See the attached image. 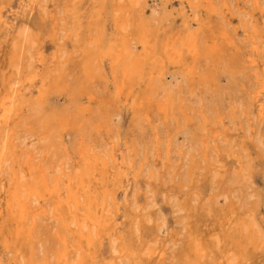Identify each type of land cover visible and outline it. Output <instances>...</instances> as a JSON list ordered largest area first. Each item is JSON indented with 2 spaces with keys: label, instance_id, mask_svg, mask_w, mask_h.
I'll return each instance as SVG.
<instances>
[{
  "label": "bare ground",
  "instance_id": "bare-ground-1",
  "mask_svg": "<svg viewBox=\"0 0 264 264\" xmlns=\"http://www.w3.org/2000/svg\"><path fill=\"white\" fill-rule=\"evenodd\" d=\"M25 1L20 0V3ZM29 1L31 4L25 19H30L33 15L39 17L34 32L30 35V31L26 30L25 34L18 36L22 26L19 18L13 24H6L8 34L5 38L9 39H3V42L7 41L9 50L8 67L4 72V79L7 80L0 81V264H17L18 253L22 252V247H18L20 240H25L26 250L32 247L37 219L49 211L48 201L52 203L55 218L60 225L56 234L60 243L56 264H246L248 254L255 256L257 252L254 250L259 245L256 237L258 222L252 217L255 210L249 214L251 217L248 221H243L242 216L237 217L238 210L231 203L227 192L228 185L244 178L241 161L233 159V155H224L222 158L230 162L222 164L219 160L220 165H217V161H210L209 148L205 144L200 158L205 162L202 186L187 192L180 189H183L182 184L176 187L172 185L168 189L183 195L182 209L188 212L184 218H189L190 221L187 237L183 240L174 233V223L162 234L164 223L143 222L140 233H137L133 211L129 212L127 225L126 221L119 219L126 217L124 213L114 212V215L110 211V197L114 200V210L121 208L115 195L116 189L109 188L107 182L111 161L101 156L98 147L83 137L87 130L95 129L92 128L93 124L98 130L103 128V124L94 109L95 104H92L96 101L94 93H85L82 88L87 82H94L100 68L108 66L112 76L119 71L123 77L121 87H125L126 96L130 97L129 107L141 112L144 105L148 107L151 99L145 94L132 95L135 88L133 85L147 90L148 84L152 86L154 81H160V87H163L166 85V76L172 73L169 70L174 69L188 79H203L200 75V62L219 56L223 49H232V53L238 54L239 48L234 42L236 36L249 44L250 53H245L238 64H234V68L248 67L254 70L255 82L259 86L250 93L251 104L257 115L264 119V0H235V4L231 0H186L190 11L197 6L202 8L206 20L197 19L194 22L193 15L183 12L181 28L175 27V31L166 33L161 50L153 52H148L147 49L151 46V40L154 39L153 46L157 40L155 30L149 32L147 28L149 20L145 15L146 11L142 8L140 23L135 29H132L134 20L131 18V25L126 20V14L134 11L138 0H125L122 4L112 0L111 6L119 11V16L113 18L112 31L107 37L104 36L105 24L101 25V37L93 34L94 30L101 27L93 19V15L86 18L81 13L79 6L84 0H65L64 12L60 16L54 11L58 8V3L49 2L46 18L41 14L44 9L40 6L41 0ZM168 1L170 0H166ZM5 7L4 4L0 5V16ZM70 13L75 19L73 25H69ZM214 16H220L223 24L231 27V33L223 26L210 25L209 19ZM203 31L208 33L202 36ZM63 33L65 35L61 41ZM95 34L98 35L96 32ZM3 46L5 45H0ZM138 46L141 51L136 50ZM64 54L67 55L65 59ZM164 57L174 59L163 70L157 71L152 67L143 79L141 70L144 65L158 66ZM72 63L77 66L75 74L69 70ZM217 80L218 77L213 76V81ZM60 96L65 101L61 106L51 104L52 98L58 99ZM81 98H85V101L81 102ZM157 107L164 113V118L169 116V111L174 114L172 99L166 98L162 103H157ZM230 113L234 114V111L231 110ZM223 120L224 116L216 110L214 123ZM227 131V127L222 132L213 128L212 137L216 139L220 135L226 136L224 133ZM67 132L79 136L78 154L74 157L66 146ZM22 133L25 137H36V140L23 146L18 143ZM121 146L122 151L110 143V159L120 167L123 160L131 168V154L125 157L123 153L124 150L127 153L130 151L129 146L126 141ZM58 149L62 150L66 158L76 162L73 171L67 169L66 161L58 163ZM7 159L12 162L13 167L10 182L4 186L3 167ZM190 162L189 176L195 184L194 174L199 168L198 160L191 158ZM117 169L113 179L118 183V192L122 194L126 184L136 181L139 173L128 176V170H123L122 167ZM230 170L237 172L238 179L228 176L223 178ZM52 171L57 174L50 177ZM23 174L26 176L25 180ZM215 174L220 177L216 178ZM98 186L101 187L100 196H97ZM231 188L234 190V187ZM205 189L208 193L212 189L217 191L211 196L212 202L207 204L210 210H213L211 205L216 203L217 197L223 196L228 201L216 219L220 231L210 235L199 230L190 207L193 196H198L201 201L206 200ZM157 190L161 197L162 190L159 186ZM169 209L170 206L165 207L166 212ZM201 209L202 206L199 205L193 212L197 213ZM232 214L234 219L230 217ZM172 217V212L169 211L167 219ZM258 219L264 226L263 218L259 216ZM232 223L236 227V239L230 237L232 232L226 228ZM12 225H15V229L6 236L4 232L10 230L8 227ZM242 231L248 232L247 241L251 245L249 252L239 242ZM166 235L168 236L165 237ZM70 237L76 240V249L81 252V256L70 257ZM9 253L14 257L4 261ZM28 264H40L35 263L32 252L28 254Z\"/></svg>",
  "mask_w": 264,
  "mask_h": 264
},
{
  "label": "rangeland",
  "instance_id": "rangeland-1",
  "mask_svg": "<svg viewBox=\"0 0 264 264\" xmlns=\"http://www.w3.org/2000/svg\"><path fill=\"white\" fill-rule=\"evenodd\" d=\"M64 1L41 0L40 6L44 7L43 13L41 12L42 16L46 18L49 11V2L50 4L57 2L58 8L54 11L59 16L62 15L64 12ZM115 1L117 4L125 2V0ZM231 1L232 4H235V0ZM112 2V0H84L83 4L79 6L81 13L86 18L93 15V19L100 25L101 29L93 31L95 36L101 37L102 24H105L104 36L107 37L111 33L113 18L119 16V11H115L111 6ZM1 4L6 6L5 9L1 10L2 14L0 16V41H2L0 45H5L0 47V81H3L4 77H6L4 72L8 67L7 55L9 50L8 43L6 44L7 41L4 40L3 42V39H9L5 38L8 34L6 24H13L14 21H18L20 18L19 21L21 20L22 26L18 36L21 37L22 34H25L26 30L30 31L31 35L38 25L39 17L33 15L30 19H25L26 12L29 10L31 4L29 0H26L24 3H20V0H0ZM142 8L146 11L145 15L149 20L147 28L149 32L155 30L154 35L157 40L155 46H153L154 39L151 40V46L147 49L148 52L160 51L166 39L165 34L175 31V27L181 28V15L183 12L193 15L194 22L197 19L206 20L204 10L197 6L195 10L190 11L186 0H170L168 2L166 0H138L134 11L126 14V20L129 21V25H131V18L134 20V27L132 29H135L140 23ZM74 20V16L71 15L69 25L75 24ZM209 21L210 25L214 27L223 26L229 29L231 33V27L224 25L220 16H214ZM207 33L208 31H203L202 36H205ZM64 35L65 33L62 34L61 41ZM234 42L239 48L238 54L232 53V49H223L219 56H212L207 61L200 62V75L203 76V79H188L185 75L178 73L174 69L169 70L172 73L166 76V85L163 87H160V81H154L152 86L148 84L149 88L147 90H142L140 86L133 85L135 88L132 95L136 93L145 94L151 99L148 107L144 105V110H140L141 112L134 111L129 107L130 97L126 96L125 87H121L123 85V77L120 72L117 71L112 76L108 66L100 68L94 82H87L82 89L85 93H94L96 101L92 104H95L94 109L99 114L98 117H101L99 121L102 122L103 128L98 130L95 124H93L92 128L95 129L91 131L87 130L83 137L84 140L90 141L95 147H98V152H101H99L101 156H105L111 161L109 164V181L107 180V182L109 188L116 189L115 195L121 208L118 211L114 210V200L110 197V211L113 214L114 212L124 213L126 217L119 219L126 221V225L127 218L130 216L129 212L130 210L133 211L137 233H140L143 222L146 224L164 223V227L161 229L162 234H165L170 229L171 223H174V233H177L179 238H183V240L188 234V223L190 221L189 218H184L188 212L182 209L183 204L181 200L183 197L181 198V196L183 195H179L176 191H168V189L172 185L176 187L178 184H182L183 189H180L183 192H187L199 185L202 186L205 162L200 158L205 149V144L209 148L210 161H217L215 162L217 165H220L219 160L222 164L230 162V160L225 161L222 158L224 155H233V159H239L244 178L238 183L234 182L232 185H228L229 189H227V192H229L231 203L236 205V209L238 210L237 217L242 216L243 221H248L251 217L249 214L253 209L255 210V214L252 217L256 218L258 222L256 227L258 235L256 237L259 245L254 250L257 252L255 256H250L247 253L246 264H264V226L258 219L261 216L264 220V119H261L257 115L251 104L250 93H253L256 90L255 88L259 86L255 82L254 70L248 67L234 68V64H238V60L242 59L245 53H250V46L243 39L236 36L234 37ZM136 50L141 51V48L138 46ZM66 56L64 54V59L67 58ZM172 59L174 57H164L163 60L159 61L158 66L151 64L144 65L141 70L142 78L147 77L152 67L157 71L163 70ZM69 70H72L75 74L77 66L72 63ZM213 76H217L218 80L214 82ZM6 80L3 82H6ZM166 98L174 101L175 110L174 114L169 111V116L164 118V113L159 111L157 103H162ZM79 100L83 102L85 98ZM63 102L65 101L61 96L58 99L52 98L51 100V104L55 106H61ZM216 110L224 116L223 122L214 123ZM231 110L234 111V114L230 113ZM224 125L229 129V131L224 133L226 136L220 135L216 139H213L212 129L217 128L219 132H222L225 128ZM23 133L18 139V143L21 145L24 146L27 142L36 140V137H25L23 135L26 132ZM78 138L79 136L73 135L72 132H67L65 136L66 146L73 157L78 154ZM123 141L127 142L130 150L129 154L125 150L123 153L125 157L131 154L130 158H133V163L131 168H129L124 164L125 161L122 160L121 167L123 170L129 171L128 176L134 173H139V176L136 181L132 180L128 182L121 194V192H118V183L113 179L118 172L117 168L121 167L112 163L109 149L110 143H113L120 150ZM119 150L116 149L117 153L122 151ZM58 151V163L61 164L66 161L67 169L73 171L76 162L71 158H66L62 150L58 149ZM41 155L43 156V153ZM119 155L123 158L120 153ZM191 158L198 160L199 168L196 169L194 174L196 177L195 184L192 183L189 176ZM12 167V162L9 159L5 160L3 167L4 186L10 182ZM236 173V171L230 170L223 178L228 176V178L236 177L238 179ZM55 174L57 173L52 171L50 177ZM215 177L220 176L219 174H215ZM23 178L24 180L26 179L25 174H23ZM223 178L222 181H224ZM158 186L162 190L161 197L157 190ZM231 187H234V190ZM222 189L226 191V189ZM100 190L101 187L98 186L97 196H100ZM216 193L215 189H212L209 193L205 189L204 195L206 196V200L201 201L198 196H193L194 200L190 202V207L193 211H196L199 205L202 206V209L197 213L193 211L191 213L197 220L199 230L203 231L205 235L215 234L220 231L217 225L218 220L216 222V219L228 203L227 198L219 196L216 199V203L211 205L213 210L207 208V204L212 202L211 196ZM36 202L37 200L34 203ZM51 204L48 201L47 206L49 211L37 219L36 228L33 231L34 242L32 247L26 250L25 240H20L18 247H22V252L18 253L17 264H28L29 252H32V258L35 263L44 264L48 262L49 264H56L57 252L60 249V243L56 238V234L60 225L55 218ZM166 206H170L168 212L165 210ZM1 207L0 204V209ZM169 211L172 212L173 216L170 220L167 219ZM213 213L215 216H213ZM232 215L230 217L234 219L235 216ZM8 228L10 230L4 232L6 236H9L10 231L15 229V225ZM226 228L232 232V236L230 237L236 239L235 225L232 223L227 225ZM247 236L248 232L242 231V234H239V242L249 252L251 245L247 241ZM75 241L74 238H69L71 258L81 256V252H77ZM12 256L14 257L12 253H9L3 260H11Z\"/></svg>",
  "mask_w": 264,
  "mask_h": 264
}]
</instances>
